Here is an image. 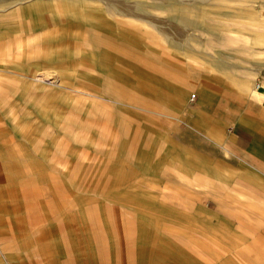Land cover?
Instances as JSON below:
<instances>
[{
	"label": "rangeland",
	"instance_id": "1",
	"mask_svg": "<svg viewBox=\"0 0 264 264\" xmlns=\"http://www.w3.org/2000/svg\"><path fill=\"white\" fill-rule=\"evenodd\" d=\"M56 1L64 15L49 20L51 0H0V264H211V231L232 230L244 197L236 179L180 166L192 150L231 168L178 104L214 75L217 32L243 31L216 23L247 10L264 22V1L92 0L85 14ZM30 2L37 18L21 15Z\"/></svg>",
	"mask_w": 264,
	"mask_h": 264
},
{
	"label": "crops",
	"instance_id": "2",
	"mask_svg": "<svg viewBox=\"0 0 264 264\" xmlns=\"http://www.w3.org/2000/svg\"><path fill=\"white\" fill-rule=\"evenodd\" d=\"M82 1L84 2L78 3L77 6L73 5L76 6L77 13L81 10V13L85 14L86 11L95 8L91 5L92 0ZM212 1L221 2L220 0ZM49 4L50 7L44 11L51 14H48L46 18L49 20L54 16L58 19L62 18L64 13L59 8L58 2L51 0ZM26 6L28 11L21 12V15L25 18H37L38 12L34 2ZM217 10L220 12H216ZM216 11L214 12L223 15L231 12V9L216 8ZM255 18L253 12L247 10L238 16H228L226 21L216 23L236 26L243 31L217 32L222 42L218 50L220 54L217 56L211 53L213 63L210 67L214 75L204 77L196 83V93L194 98L190 99L193 101L190 108L183 109L182 105L178 104L181 106L180 112L184 117V126L202 140L216 145L220 156L232 169L210 170L212 165L215 167L219 164L217 159L199 157L192 150L187 152L184 160H178L180 166L191 169L203 167V170L206 169L205 173L221 180L236 179L238 181L237 195L244 197L243 200L239 199L238 203L229 206V211L237 212L238 218L236 225L231 226L232 230L230 232L211 231L212 249H207L211 264H264V52L256 50L255 47L264 45V22L257 21ZM225 51L234 53L242 51L248 57L259 56L260 61L255 62L251 59L244 66L233 62L229 64L223 58L228 55ZM259 51L262 53L258 55ZM242 77H248L251 81L246 84L241 80ZM224 88L235 93L238 91L240 98H222L220 95ZM185 94V90H178L173 96L174 101L184 102ZM242 97L244 103L241 102ZM210 150L216 149L210 148ZM203 210L208 220L209 214L213 217L214 213L228 209H224L223 204L218 203L214 204L213 208L205 205ZM212 221L213 219L211 223L214 222ZM219 233L222 236L227 233L229 237L219 236ZM205 236L208 238L209 233L205 232Z\"/></svg>",
	"mask_w": 264,
	"mask_h": 264
},
{
	"label": "bare ground",
	"instance_id": "3",
	"mask_svg": "<svg viewBox=\"0 0 264 264\" xmlns=\"http://www.w3.org/2000/svg\"><path fill=\"white\" fill-rule=\"evenodd\" d=\"M42 72H44V71H42ZM50 74V73H49ZM49 74L48 73H40L39 74V78H38V80L37 81H41L42 79H44V78H46V77H49ZM35 79V78H34ZM39 84H41V83H39ZM38 85V84H37Z\"/></svg>",
	"mask_w": 264,
	"mask_h": 264
},
{
	"label": "built area",
	"instance_id": "4",
	"mask_svg": "<svg viewBox=\"0 0 264 264\" xmlns=\"http://www.w3.org/2000/svg\"><path fill=\"white\" fill-rule=\"evenodd\" d=\"M191 97L194 98V94H192Z\"/></svg>",
	"mask_w": 264,
	"mask_h": 264
}]
</instances>
